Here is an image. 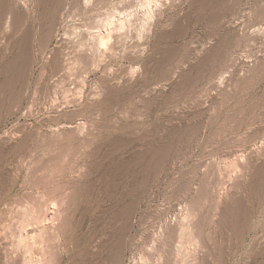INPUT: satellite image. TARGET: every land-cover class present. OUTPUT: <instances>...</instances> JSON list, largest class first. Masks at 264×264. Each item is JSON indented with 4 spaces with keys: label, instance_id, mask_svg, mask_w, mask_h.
Listing matches in <instances>:
<instances>
[{
    "label": "rangeland",
    "instance_id": "374dc122",
    "mask_svg": "<svg viewBox=\"0 0 264 264\" xmlns=\"http://www.w3.org/2000/svg\"><path fill=\"white\" fill-rule=\"evenodd\" d=\"M262 141L264 0H0V246L14 256L26 206L49 198L55 264H264Z\"/></svg>",
    "mask_w": 264,
    "mask_h": 264
},
{
    "label": "bare ground",
    "instance_id": "6f19581e",
    "mask_svg": "<svg viewBox=\"0 0 264 264\" xmlns=\"http://www.w3.org/2000/svg\"><path fill=\"white\" fill-rule=\"evenodd\" d=\"M17 1V0H16ZM151 1H153V0H147V2L148 3H150ZM120 2V1H119ZM133 2V1H132ZM142 2V1H141ZM143 2H145V1H143ZM156 2V1H155ZM154 2V3H155ZM160 2V1H159ZM23 3V2H22ZM146 3V2H145ZM153 3V2H152ZM15 4V3H14ZM125 4V3H124ZM16 5H18V2H17V4ZM113 5V4H112ZM132 5V4H131ZM156 5V4H155ZM13 6V5H12ZM18 6H20V5H18ZM151 6V5H150ZM13 7H15V5L13 6ZM129 7V6H128ZM16 8V7H15ZM14 8V9H15ZM18 8V7H17ZM116 8V7H115ZM120 8V7H119ZM123 8V7H122ZM151 8V7H150ZM135 9V8H134ZM142 10V9H141ZM144 10V9H143ZM150 10V9H149ZM159 10V9H158ZM104 11V10H103ZM118 12V13H116V12ZM114 12V14L113 15H107V16H110L109 18H108V22L107 23H109L108 25H111V26H116L115 27V29L117 30V31H120L121 29H123V27L125 26V20L127 19H125V17H124V14H122L121 12L119 13V10H117V8H116V10H115ZM126 11V10H125ZM10 12H11V10H10ZM151 12V11H150ZM13 13V12H12ZM124 13V12H123ZM24 14V13H23ZM102 14V13H101ZM129 14H131V13H129ZM154 14V13H153ZM104 15V14H103ZM89 16H90V14H89ZM100 16V15H99ZM102 16V15H101ZM105 16H106V14H105ZM106 16V17H107ZM126 16V15H125ZM105 17V18H106ZM116 17H118V19L116 20ZM128 17V16H127ZM131 17H132V15H131ZM91 18V17H90ZM129 18V17H128ZM138 18V17H137ZM145 18V17H144ZM12 19V18H11ZM104 19V18H103ZM107 19V18H106ZM128 20V19H127ZM135 20V19H134ZM10 21H12V20H10ZM14 21V20H13ZM99 22V21H98ZM97 22V23H98ZM129 22V21H128ZM16 23V22H15ZM85 23V22H84ZM95 23V22H94ZM132 23V22H131ZM136 23V22H135ZM9 24H11V22L9 23ZM102 24V23H101ZM105 24V23H104ZM103 24V25H104ZM128 24H130V23H128ZM8 25V24H7ZM96 25H98V24H96ZM131 25V24H130ZM75 26V25H74ZM81 26V25H80ZM86 26V25H85ZM92 26V25H91ZM136 26V25H135ZM96 27V26H95ZM113 27V28H114ZM126 27V26H125ZM76 28V27H75ZM111 28V27H110ZM127 28V27H126ZM130 28V27H129ZM5 29V28H4ZM89 29V28H88ZM103 29L105 30V26L103 27ZM115 29H114V31H115ZM7 30V29H6ZM109 30V29H108ZM111 30V29H110ZM90 31V30H89ZM92 31V30H91ZM90 31V32H91ZM94 31V30H93ZM107 31V30H106ZM125 31V30H124ZM128 31V30H127ZM79 32V31H78ZM77 32V33H78ZM85 32V31H84ZM100 32V31H99ZM108 32V31H107ZM122 32V31H121ZM3 33V32H2ZM88 33V32H87ZM93 33V32H92ZM95 33V32H94ZM112 33V32H111ZM119 33V32H118ZM68 34V33H67ZM101 34V33H100ZM113 35H114V33H112ZM85 35V34H84ZM95 35V34H94ZM105 35V34H104ZM127 35V34H126ZM79 36V35H78ZM119 36V35H118ZM86 37V36H85ZM103 36H101V38H100V40L99 41H103V39L104 38H102ZM109 37V36H108ZM111 37V36H110ZM109 37V38H110ZM113 37V36H112ZM128 37V36H127ZM65 38V37H64ZM79 38V37H78ZM126 38V37H125ZM124 38V39H125ZM67 39V38H66ZM84 40V39H83ZM94 40V39H93ZM96 40V39H95ZM111 40V39H110ZM69 42V41H68ZM88 42V41H87ZM94 42V41H93ZM96 42V41H95ZM98 42V41H97ZM123 42V41H122ZM84 43V42H83ZM71 45V44H70ZM88 45V44H87ZM86 45V46H87ZM95 45V44H94ZM127 45V44H126ZM83 46V45H82ZM78 47V46H77ZM80 47V46H79ZM53 48V47H52ZM82 48V47H81ZM84 48V47H83ZM74 49V48H73ZM94 49V48H93ZM81 50V49H80ZM84 50V49H83ZM100 50V49H99ZM79 51V50H78ZM136 51V50H135ZM74 52V51H73ZM110 52V51H109ZM140 52V51H139ZM83 53V52H82ZM101 53V52H100ZM57 54V53H56ZM66 54V53H65ZM95 54V53H94ZM141 54V53H140ZM74 55V54H73ZM76 55V54H75ZM79 56V55H78ZM88 56H90V55H88ZM59 57V56H58ZM107 57H108V55H107ZM66 58V57H65ZM82 58V57H81ZM94 58V57H93ZM68 59V58H67ZM105 59V58H104ZM92 60V59H91ZM74 61V60H73ZM46 62V61H45ZM49 62V61H48ZM75 62V61H74ZM93 62V61H92ZM59 64V69L63 66H65V68H66V65L65 64H63V62L62 61H60L59 60V62H58ZM64 63H67V62H64ZM76 63V62H75ZM88 63V62H87ZM97 63V62H96ZM44 64V63H43ZM71 64H73V63H71ZM71 64H70V66H71ZM92 64V63H91ZM69 66V65H68ZM80 66V65H79ZM62 67V68H63ZM83 68V67H82ZM86 69V68H85ZM110 69V68H109ZM62 70V69H61ZM65 70V69H64ZM71 70V69H70ZM75 70V69H74ZM111 70V69H110ZM117 70V69H116ZM72 71V70H71ZM113 71V70H112ZM115 71V70H114ZM82 72V71H81ZM134 72H135V70H134ZM74 73V72H73ZM63 74V73H62ZM88 74V73H87ZM130 74V73H129ZM179 74V73H178ZM64 76V75H63ZM69 78V77H68ZM130 78H131V76H130ZM63 79V78H62ZM83 79V78H82ZM167 83V82H166ZM80 84V83H79ZM118 85V84H117ZM83 87V86H82ZM222 87V86H221ZM154 90H155V88H154ZM94 94V93H93ZM99 95V94H98ZM95 96V95H94ZM98 97V96H97ZM145 102V101H144ZM87 105H89V104H87ZM147 105V104H146ZM151 110V109H150ZM190 111V110H189ZM137 112V111H136ZM185 112V111H184ZM74 113V112H73ZM139 113V112H138ZM140 116V115H139ZM142 117V116H141ZM84 124V123H83ZM70 125V124H69ZM24 126V125H23ZM26 127V126H25ZM75 127V126H74ZM92 127V126H91ZM24 129V128H23ZM50 129H52V128H50ZM55 129V128H54ZM70 129V128H69ZM56 130V129H55ZM78 130V129H77ZM99 131V130H98ZM60 132V131H59ZM70 132V131H69ZM79 132V131H78ZM30 133V132H29ZM13 134V133H12ZM17 134V133H16ZM76 134V133H75ZM79 135V134H78ZM31 137V136H30ZM45 137H47V136H45ZM11 138V137H10ZM72 139V138H71ZM134 139V138H133ZM22 140V139H21ZM58 140V139H57ZM137 140V139H136ZM24 141V140H23ZM44 141V140H43ZM25 142V141H24ZM103 142V141H102ZM107 142V141H106ZM132 142H133V140H132ZM262 143H263V141H262ZM120 144V143H119ZM117 145V144H116ZM124 145V144H123ZM119 146V145H118ZM29 147V146H28ZM27 147V148H28ZM262 148H264V143H263V146H261ZM118 150V149H117ZM116 150V151H117ZM263 151V150H262ZM95 152H97V151H95ZM263 153H264V151H263ZM40 154V153H39ZM247 154V153H246ZM249 154V153H248ZM262 154V153H261ZM253 155H255L254 154V152H252V153H250V156H248L249 158H253ZM24 156V155H23ZM39 157V156H38ZM55 157V156H54ZM52 158V157H51ZM246 158V157H245ZM50 159V158H49ZM61 159V158H60ZM253 160V159H252ZM49 161V160H48ZM243 161H244V159H243ZM34 162V161H33ZM43 164V163H42ZM46 164V163H45ZM232 165V164H231ZM234 165H235V163H234ZM19 166V165H18ZM40 167V166H39ZM240 168V167H239ZM84 169V168H83ZM236 169V168H235ZM19 170V169H18ZM44 170H45V168H44ZM98 170V169H97ZM128 171V170H127ZM50 174H52V172L50 173ZM88 174V173H87ZM47 175V174H46ZM238 175V174H237ZM44 178H45V176H44ZM241 178V177H240ZM41 179V178H40ZM235 180V179H234ZM242 180V179H241ZM50 184V183H49ZM243 184V183H242ZM241 184V185H242ZM63 185V184H62ZM66 185V184H65ZM237 187V186H236ZM53 188V187H52ZM82 188V187H81ZM86 188V187H85ZM57 189H59V188H57ZM56 190V189H55ZM92 190V189H91ZM51 191V190H50ZM49 191V192H50ZM53 191V190H52ZM78 191V190H77ZM90 191V190H89ZM109 191V190H108ZM197 192V191H196ZM124 193V192H123ZM210 193V192H209ZM66 194V193H65ZM77 194V193H76ZM81 194V193H80ZM42 196H43V194H41ZM202 195V194H201ZM226 195V194H225ZM36 196V195H35ZM68 196V195H67ZM203 196V195H202ZM223 196V195H222ZM64 197V196H63ZM198 197V196H197ZM29 198V197H28ZM35 198V197H34ZM43 198H45V197H43ZM43 198H39V199H43ZM196 197H194V199H195ZM228 198V197H227ZM37 199V198H36ZM48 199L49 198H47V200H46V198H45V200L43 201L44 202V204H43V202L41 203L40 202V204H38L37 205V200H36V207H32L31 209H26L27 208V206H26V208H25V210H26V213L25 214H23V216H21L20 217V220H21V223H20V235L18 234V236L19 237H16V238H18V239H16V240H18V246H23V251H24V248H25V254H24V252L23 253H21V254H24V256H22V257H20V256H14V255H16L15 253L13 254V252L11 253V251L8 249V248H6V247H8V246H6L5 244H3V243H5V242H3L2 244H3V246L5 245L6 247H1L0 246V264H55V262H56V252H55V250H54V248L52 247V246H49L47 243L48 242H50V240H56V239H58V238H60L59 237V235H58V230H59V228H57L56 227V225L54 224V220L58 217V215H59V209H55V208H53L54 206H52V208H53V211H52V209H51V211H49L48 209H46V207L48 206V205H45V204H47V201H48ZM70 199V198H69ZM217 199H218V197H217ZM220 199V198H219ZM28 200V199H27ZM50 200V199H49ZM33 201V200H32ZM35 201V200H34ZM39 201V200H38ZM46 201V202H45ZM51 201V200H50ZM49 201V202H50ZM29 202H31V200L30 201H28V203ZM49 202H48V204H49ZM52 202V201H51ZM58 204V203H57ZM63 204H64V201H63V199L62 200H60V205H61V207L63 206ZM197 204V203H196ZM34 205V204H33ZM50 205H51V203H50ZM193 205V204H192ZM28 206H30V204L28 205ZM58 206V205H57ZM31 207V206H30ZM30 207H28V208H30ZM56 207V206H55ZM66 207V206H65ZM64 207V208H65ZM134 207V206H133ZM47 208H49V207H47ZM185 208V207H184ZM195 208V207H194ZM194 208H192V209H188V211L187 212H185V215H184V218H183V220L185 219V220H187V219H189L193 214H194V212H195V209ZM197 208V207H196ZM194 209V210H193ZM223 209V208H222ZM23 210H24V208H23ZM24 210V211H25ZM66 210V209H65ZM128 211V210H127ZM184 214V213H183ZM21 215H22V213H21ZM179 216V215H178ZM164 218V217H163ZM196 218V217H195ZM194 218V219H195ZM59 219V218H58ZM58 219H56L57 221H58ZM174 219V218H173ZM196 221V220H195ZM11 222V221H10ZM56 222V221H55ZM59 222V221H58ZM186 222V221H185ZM190 222V221H189ZM187 223V222H186ZM197 223V222H196ZM29 226H33L35 229H34V231H33V234L32 235H29L28 233H29V231H25L26 229H28L29 228ZM169 226V225H168ZM191 226L192 225H189L188 223L187 224H184L183 226H181L182 228V231H185V232H187L188 231V234H189V230H190V228H191ZM28 227V228H27ZM194 227V226H193ZM163 229V228H162ZM161 229V230H162ZM168 229V228H167ZM28 230H30V229H28ZM191 230H193V229H191ZM159 231H160V229H159ZM172 231V230H171ZM5 232H7V231H5ZM179 232V231H178ZM191 232V231H190ZM4 233V232H3ZM16 233V232H15ZM196 233V232H195ZM198 233V232H197ZM1 234V233H0ZM161 234V233H160ZM179 234V233H178ZM184 234V233H183ZM2 235V234H1ZM15 235V234H14ZM192 235V234H191ZM160 236V235H159ZM171 236V235H170ZM197 236H198V234H197ZM6 237V236H5ZM168 237V236H167ZM188 237V236H187ZM2 238H3V235H2ZM162 238V237H161ZM1 239V238H0ZM6 240V239H5ZM170 240V239H169ZM189 240V239H188ZM194 240V239H193ZM2 241V240H1ZM47 241V242H46ZM58 241H60V239H58ZM156 241V240H155ZM162 241V240H161ZM165 241H166V239H165ZM190 241V240H189ZM195 241V240H194ZM192 242L191 244L193 245L195 242ZM46 242V243H45ZM1 243V242H0ZM8 243V242H7ZM16 243V244H17ZM44 243L45 244H47L48 246L45 248L43 245H44ZM58 243V242H57ZM75 243V242H74ZM159 243V242H158ZM2 244H0V245H2ZM42 246H41V245ZM51 244V243H50ZM59 244V243H58ZM103 244V243H102ZM9 245V244H8ZM13 245H14V243H13ZM37 245H38V247H37ZM39 245H40V247H39ZM179 245V244H178ZM189 246H190V243H189ZM21 247H19V249L21 250ZM37 247V248H36ZM42 247H44L45 249L43 250V248ZM180 247H182V246H180ZM10 248V247H9ZM182 248H184V247H182ZM192 248V247H191ZM195 248V247H194ZM19 249H18V247H17V249H16V252H17V250L19 251ZM164 249V248H163ZM185 249V248H184ZM15 250V249H14ZM54 250V251H53ZM10 251V252H9ZM13 251V250H12ZM91 251V250H90ZM154 251H155V249H154ZM19 252H22V250L21 251H19ZM44 252H47V253H51V258H49V259H45L43 256L45 255V253ZM191 252V251H190ZM39 253H41V256L42 257H39L38 255H39ZM165 253V252H164ZM179 253V252H178ZM13 254V255H12ZM174 254V253H173ZM196 254V253H195ZM20 255V254H19ZM96 255V254H95ZM190 256V255H189ZM20 257V258H19ZM149 257V256H148ZM178 257V256H177ZM184 257V256H183ZM165 258V257H164ZM198 258V257H197ZM110 259H112V258H110ZM60 260V259H59ZM147 260V259H146ZM162 260H164V259H162ZM189 260V259H188ZM191 260V259H190ZM155 261V260H154ZM162 262V261H161ZM177 262V261H176ZM185 262V261H184ZM189 262V261H188ZM58 263V262H57ZM160 263V262H159ZM178 263V262H177ZM183 263V262H182ZM197 263V262H196ZM157 264V263H156ZM176 264V263H175ZM186 264V263H185ZM188 264V263H187Z\"/></svg>",
    "mask_w": 264,
    "mask_h": 264
}]
</instances>
